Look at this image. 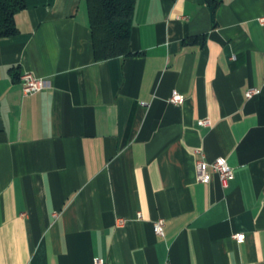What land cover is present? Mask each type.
<instances>
[{
    "label": "crops",
    "instance_id": "0c3cea01",
    "mask_svg": "<svg viewBox=\"0 0 264 264\" xmlns=\"http://www.w3.org/2000/svg\"><path fill=\"white\" fill-rule=\"evenodd\" d=\"M262 17L136 0L116 37L88 0H26L0 38V264H264ZM201 153L232 167L226 189L199 181Z\"/></svg>",
    "mask_w": 264,
    "mask_h": 264
},
{
    "label": "trees",
    "instance_id": "16d2710c",
    "mask_svg": "<svg viewBox=\"0 0 264 264\" xmlns=\"http://www.w3.org/2000/svg\"><path fill=\"white\" fill-rule=\"evenodd\" d=\"M214 17L220 0H205ZM136 0H88L93 24H109L116 37L127 36L132 26ZM26 6V0H0V38L18 34L15 15ZM15 79L20 73L12 70Z\"/></svg>",
    "mask_w": 264,
    "mask_h": 264
},
{
    "label": "built area",
    "instance_id": "2783aa9c",
    "mask_svg": "<svg viewBox=\"0 0 264 264\" xmlns=\"http://www.w3.org/2000/svg\"><path fill=\"white\" fill-rule=\"evenodd\" d=\"M264 23V17L260 19ZM20 79L23 83V88L26 93H32L46 88L49 83L44 78H39L34 76L30 72H24L21 74ZM258 93V89L253 87L248 89L246 96L248 98ZM169 101L175 104H180L184 101V96L178 92L174 91L169 98ZM202 124L210 125L211 121L209 118L202 119ZM196 170L197 177L202 183H209L211 181V175L213 173L219 176L222 188L226 189L229 186L230 181L234 178V172L232 167L228 164L227 160L224 157H217L211 163H208L204 155L201 153V156L196 161ZM124 219H118L117 224H122ZM164 225L165 219L160 218L154 222V231L156 234L164 238ZM233 237L238 242L244 240V234L242 232L235 233ZM93 264H106V261L103 258L95 257L93 259Z\"/></svg>",
    "mask_w": 264,
    "mask_h": 264
}]
</instances>
